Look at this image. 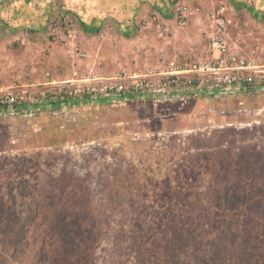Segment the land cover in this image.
<instances>
[{
	"label": "rangeland",
	"instance_id": "rangeland-1",
	"mask_svg": "<svg viewBox=\"0 0 264 264\" xmlns=\"http://www.w3.org/2000/svg\"><path fill=\"white\" fill-rule=\"evenodd\" d=\"M139 1L0 0V96L22 98L0 110V264H64L61 230L77 224L71 264H264V91L132 87L210 58L221 31L227 57L264 66V0H147L172 12L162 25L135 21Z\"/></svg>",
	"mask_w": 264,
	"mask_h": 264
},
{
	"label": "built area",
	"instance_id": "built-area-1",
	"mask_svg": "<svg viewBox=\"0 0 264 264\" xmlns=\"http://www.w3.org/2000/svg\"><path fill=\"white\" fill-rule=\"evenodd\" d=\"M230 22L224 18L216 20L221 28H225ZM223 33L221 31V33H213L209 36L210 58L190 59L183 64V68H176L174 62H170L167 65L168 69L152 74L154 77L157 76L155 77L156 82H151L154 78L146 81L141 79L135 81L132 87L142 93L145 91L150 94L172 93L171 96L168 94L169 97H173L176 92H201L212 98L222 95L249 97L254 93L264 91V66L248 64L244 58H237L235 55L227 57L226 52L229 47ZM181 84L185 90L178 88ZM152 87L155 88L152 89ZM109 90L113 92H107V98L123 93L120 85L118 87L109 86ZM125 94L129 95V93ZM20 99L22 98L10 93L0 96V110L14 107L16 112L15 108L21 103ZM35 103H38L37 100Z\"/></svg>",
	"mask_w": 264,
	"mask_h": 264
},
{
	"label": "trees",
	"instance_id": "trees-1",
	"mask_svg": "<svg viewBox=\"0 0 264 264\" xmlns=\"http://www.w3.org/2000/svg\"><path fill=\"white\" fill-rule=\"evenodd\" d=\"M234 4L236 6H238V7H245L247 9H249V11L255 17H260L258 12H257V10L254 9L253 7L247 6L244 3H242L241 5H238L236 3H234ZM158 11L164 17L168 18V17L172 16L171 11H170L169 8L167 10L166 9H162V8H158ZM80 25H81L82 29L85 32L96 33V32L99 31V27L95 23H92V22L86 23L85 21L80 20ZM121 32L123 33V35H125L127 37L132 36V34H133L131 28H129V27L122 28ZM138 96H136V95H127V96H125L122 99L124 101H128V100L131 101V100H134V99L138 98ZM144 97H145V95L142 94L141 98H144ZM110 100H111V98H107V101H110ZM65 102H66V100H62V101L55 100V101L50 102V104H52L54 106H57V105H59L61 103H65ZM36 106H38V104H23L21 106V109H25L27 111H32L33 110L32 108H35ZM62 219H64V220L70 219V220L74 221V219H77V217H76V215H71L70 216V215H63L61 213L56 214V220H60L61 221ZM63 229L61 230V232H62L61 233V238L64 241L67 240L68 243L65 244V247H64L63 251H60L63 254V256H58L56 260H60L61 258H64V259H61V262H63L64 264H71L70 261L68 263V259L67 258H68L69 253H68L67 249L69 247H71L73 249V253H74L75 250L77 251V248L80 247L83 244V242H82L83 238L86 240L85 235L88 234V230L83 229L81 226H79V224H77L76 227H74V228H72L70 230H68L69 228H63ZM249 232H251V231H249ZM180 233L182 235V231L181 230H180ZM181 235L179 234V236H175V237L179 238V239H184L185 235H182V236ZM72 249H71V251H72ZM170 249H172V248H170ZM51 252H52V250L49 251L48 253H51ZM240 264H246V263L245 262H243V263L241 262Z\"/></svg>",
	"mask_w": 264,
	"mask_h": 264
},
{
	"label": "crops",
	"instance_id": "crops-1",
	"mask_svg": "<svg viewBox=\"0 0 264 264\" xmlns=\"http://www.w3.org/2000/svg\"><path fill=\"white\" fill-rule=\"evenodd\" d=\"M138 7H139V9L136 11V9L137 8H135L134 9V11L133 12H137V14H136V20L135 21H138L139 22V18H142L143 17V15H144V13H146L145 15H144V17L147 15V14H152V13H155V12H157V13H159L160 14V12L158 11V9L157 8H154V6L152 5V4H150V3H148L147 2V0L146 1H142V0H140L139 2H138ZM155 9V10H154ZM171 14H172V12H171ZM161 15V14H160ZM160 15H156V17H155V19H157L158 18V22H159V24L160 25H162L164 22H167V21H170V20H172V16L171 17H164V16H160ZM138 18V19H137ZM153 20V18H150L149 17V20L148 21H150L149 22V24L147 25V26H145V27H149L150 26V23H151V21ZM150 29H152V28H150ZM83 30V29H82ZM99 31H100V29H99ZM143 31V29H141L139 32L141 33ZM83 32L86 34V35H89V36H92L94 33H89V32H85L84 30H83ZM97 33V32H96ZM122 33V32H121ZM145 33H147V32H145ZM162 33V32H161ZM141 34H143V33H141ZM140 34V35H141ZM151 34L153 35L154 34V32H151ZM163 34V33H162ZM121 36H119V35H117V37L118 38H120V39H128L129 37H127V36H125V35H123V33L122 34H120ZM164 35V34H163ZM153 36H151V38H150V40H148L147 42H154V40H153ZM159 58V57H158ZM160 60V59H159ZM180 60H182L181 58H180ZM180 60L178 61L179 63H180ZM170 62H172V61H170ZM174 63V65H175V67L176 68H180L181 67V65L179 66L178 64H176V62L175 61H173Z\"/></svg>",
	"mask_w": 264,
	"mask_h": 264
}]
</instances>
